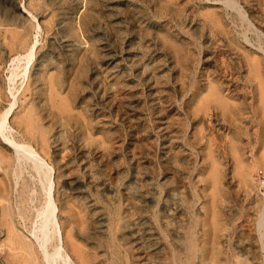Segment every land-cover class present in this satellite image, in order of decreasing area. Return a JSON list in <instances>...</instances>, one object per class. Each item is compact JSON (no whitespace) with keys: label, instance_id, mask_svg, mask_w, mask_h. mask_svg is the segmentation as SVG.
Here are the masks:
<instances>
[{"label":"rangeland","instance_id":"374dc122","mask_svg":"<svg viewBox=\"0 0 264 264\" xmlns=\"http://www.w3.org/2000/svg\"><path fill=\"white\" fill-rule=\"evenodd\" d=\"M262 47L264 0H0V119L19 89L57 264H264ZM2 132L0 264H47L40 160Z\"/></svg>","mask_w":264,"mask_h":264},{"label":"bare ground","instance_id":"6f19581e","mask_svg":"<svg viewBox=\"0 0 264 264\" xmlns=\"http://www.w3.org/2000/svg\"><path fill=\"white\" fill-rule=\"evenodd\" d=\"M231 2H233V1H231ZM261 49H263V51H264L263 47ZM33 55H34V50H33L32 46H31L29 48V50L25 54L20 55L18 57V60H20V62L23 61L25 63V65L28 66V64L30 63ZM14 68H15V66H13L11 68L12 71H13ZM18 92H19V89L11 91L12 101L10 102L8 107L1 113L0 126H1V128L2 127L6 128L7 131L9 132V137H7L6 132H2V136L13 147V149H14V151L16 153V156H17V160H20L22 158H32V155H35L40 160V161H33V165H34V167L36 169V173H37L36 175L38 177V179H37L38 181L37 182H39L40 190H41L42 195H43V200H42L43 202H42L41 206L37 209V211H41L43 213V216H44V218H43L44 228L41 230V236L39 238V243L41 244V247L43 246V248H41V250H42V254H43L47 264H57L56 263L57 259L55 258V253L57 254L58 257L61 256L59 254V252L63 248V243L55 245V247L53 248L54 252H48L44 248V244L48 240H50V237H49V234H48L49 231L47 229V226L49 224H51V225L54 224V226H55V222H56V221L54 222V219H55V203H54V201L52 199V194H51V186H52V183H53L52 182V178H51L52 166L49 165L46 168H44L43 164L45 163V160L40 155V153L36 150V148L32 144H30L29 142H26L24 140H20V139L15 138V136L13 134L15 132V129L10 124L9 117L12 115L13 110H14V108L16 106V98H17ZM263 101H264V99H263ZM43 173H45V176H43ZM260 215L261 216L259 218V223L263 224V222H264V208L261 210V214Z\"/></svg>","mask_w":264,"mask_h":264}]
</instances>
